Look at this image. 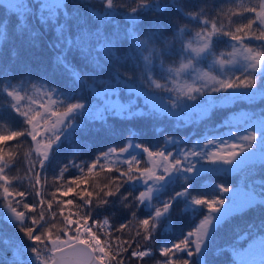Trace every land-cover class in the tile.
<instances>
[{
  "label": "trees",
  "instance_id": "1",
  "mask_svg": "<svg viewBox=\"0 0 264 264\" xmlns=\"http://www.w3.org/2000/svg\"><path fill=\"white\" fill-rule=\"evenodd\" d=\"M37 2L38 0H31L33 4ZM69 2L74 17L69 22V32L73 37L78 31V21L83 20L84 23L79 27H86L90 31H94L100 24L99 18L90 15L88 10L93 12L99 10L100 13L105 10L110 11L106 7L105 0H69ZM0 3L6 4L1 0ZM138 3L139 0H114L116 14L103 25L106 31L111 32L113 27L119 26L120 33H123L126 27H134L139 36L151 37L155 41L154 38H158L157 42H160L163 37L174 35L179 28L185 27L187 30L197 31L204 25L215 22L220 30L214 37L220 43L216 45L217 53L221 49H226V44H231L236 39L228 35L230 32L241 35L245 44L253 48H255V40H259L255 37L258 36L257 32L261 31L262 25L259 22L253 24L249 31L236 33V29L256 20L255 15L258 13H253L249 9H259L260 6H264V0H177L176 5H170L171 0H155V3L165 10L158 13L152 10L155 5H149L141 10V20L133 26L128 22L127 17L130 9L136 7ZM223 4L225 8H222ZM180 7L183 8L182 13L178 11ZM185 13L192 15L186 16ZM62 21L61 17L60 22ZM4 23L7 24L8 36L5 41L0 42L2 48L0 50V134L12 131L28 133L21 127L23 117L17 116L19 113L13 108L15 99L9 94L21 85L20 94L26 103L30 101L31 96L34 98L42 93L45 96L55 95L59 101L57 108L65 117L63 120L67 131L53 150L51 159L44 165L43 158H39L37 153L33 152V140L29 133L7 144L0 143V149H3L6 159L0 164V262L10 264L11 245L3 243L7 240L19 246L21 252L19 264H30V255L36 248H40L33 245H38L51 235L63 234L64 229L61 225L64 217L69 216L74 226H92V234L94 240L98 241L97 244H106L105 250L108 253L104 258L106 264H109L110 260V264H118V262L163 264L165 258L161 256L160 248L172 247L186 238L189 232H195L196 223L190 222L188 217V212L191 210L184 211L187 198L184 196L177 198L176 195L186 191L185 185L188 182L185 180V175L176 176L169 185L162 188L160 194L153 198L152 209L143 205L141 201L138 202V196L146 185L140 181L139 177L142 175L140 172L154 162V158L158 156L157 152L164 151L167 152L169 162H172L170 158L175 156L178 160L182 157V161L187 165L199 164L202 159L209 158V153L213 154L209 145L216 140L209 141L204 131L220 129L223 133L221 136L228 138L231 127L237 126L240 122L230 119L226 123L232 125L226 127L224 118L217 121V117L215 118L210 112L208 116L189 123L177 121L179 115L171 117L167 114L158 118L155 123L150 122L147 125L141 118L142 114L139 113L117 116L110 112L106 114V120H97L86 114L90 113V108L87 107L84 108V114L79 113V115L76 107H73L78 105L76 103L78 100L88 102L87 105L95 103L89 93L90 84L98 85L99 80L112 78L117 72L122 78L131 79L132 76L128 75L133 74L128 71H138L130 66L131 63L141 62L139 57V61L130 60L134 58L133 47L127 40L119 41L117 55L121 59L116 60L105 58L91 49L86 54L73 44L68 51L67 61L80 71L82 79L87 81L84 83L74 79L56 61L55 57L64 51L66 45L60 43L56 36L55 25L51 22L42 24L38 19V13H34L28 18V28L18 30L15 18L0 9V24ZM157 29L159 35H149ZM32 33L36 35L33 36ZM57 43H60L59 47H56ZM14 51L17 53L15 57L12 56ZM61 74L63 78L59 80L60 77L57 75ZM246 76L252 75L250 72L241 75L242 78ZM182 95L183 99L178 103L182 101L185 105L184 100L193 101ZM169 97L177 99L174 94L173 97L170 95ZM257 103L262 105L264 100L257 99V102L239 100L229 106L227 115L232 110H235L232 111L233 113L241 112L237 117L242 120V124H246L247 122L243 123V118L245 115L253 116ZM192 115L198 116V112H193ZM69 117L76 118V122L73 121L70 126L67 125ZM147 118L152 120L155 116L148 115ZM172 139L175 140L173 146L178 143L177 150L172 146L167 147L169 140ZM129 140L132 141V145H128ZM193 149L202 155H188ZM110 150L114 151L108 155ZM185 151H188L186 153L188 156L185 155ZM9 152L12 153L10 157L7 155ZM241 172H236L237 175L226 172L221 175L209 170L204 173L197 170L194 175L189 172L186 175L191 176L193 195H204L207 198L218 195L219 199L224 196V192L219 190V185L223 183L225 186L232 185L238 183L239 179H242L246 185L258 184L261 192L264 191V165L259 164L258 161L254 166H250V169ZM257 178L260 180L257 181ZM110 191L111 195H109ZM173 199L175 203L171 214L161 216L153 222L152 238L147 239L140 221L147 216L155 215L156 207H162L166 201ZM193 207L199 208V206ZM8 208L11 209L10 212L7 211ZM259 209L263 210L261 211L263 215L259 214ZM200 211L204 213L202 208ZM230 219L231 221L228 220L215 229L217 232L220 228L221 235L224 232V236L219 241L213 240L214 237L208 238V244L212 247L206 250L207 256L204 260L196 256L195 248L189 249L187 258L191 260V264H236V262L245 264L251 244L257 239L264 241V206H257ZM106 221L109 222L108 225L105 224ZM188 222L189 227H186ZM32 229H37V234L44 235L45 238L34 237L38 236L34 233L29 239ZM244 234H249L248 239L238 244L239 237ZM235 247L244 250L234 255ZM145 248L152 250L148 257L138 259L135 255H129L130 251L135 252ZM124 249H128L129 252ZM5 253L8 255L6 256ZM177 264H183V258H178Z\"/></svg>",
  "mask_w": 264,
  "mask_h": 264
},
{
  "label": "snow or ice",
  "instance_id": "2",
  "mask_svg": "<svg viewBox=\"0 0 264 264\" xmlns=\"http://www.w3.org/2000/svg\"><path fill=\"white\" fill-rule=\"evenodd\" d=\"M11 3H15L16 7H9L7 4L0 3V9H3L6 13L11 14V17L15 18L16 26L18 30H24L28 28V18L30 15L34 13H38V19L42 24H46L51 22L55 25V33L58 37L60 43H64L66 45L64 51L58 54L55 59L58 63H60L71 75L74 79L80 80L84 83H87L86 80H83L81 77V73L78 69H75L72 64L67 61L68 51L72 48L73 44L78 46L80 50L84 53H88L89 50H94L97 53L102 54L105 58H112L119 60L121 59L118 52L119 41L127 40L129 45L133 47L134 50L138 51V45L146 44V40H140L134 27H126L123 33H120L119 26L113 27L111 32H107L106 28L103 25L106 22H109L110 18L115 16V7L114 0H105L107 9L113 11H105L101 16L99 13L93 12L92 10H88L90 15L96 16L100 20V24L97 25L94 31H90L86 27H79L84 23L83 20L77 22L78 31L76 35H73L69 32V22L73 20L72 11H70V2L69 0H38L37 3H31V0H10ZM53 4L54 7H50L49 5ZM177 0H171L170 5H176ZM149 5H155L152 10L158 11V13H162L165 9L161 8L159 4L155 3V0H139V3L136 7H132L130 9V14L127 19L128 22L135 26L141 20L140 12L145 7ZM21 7L24 8L23 11L19 10ZM178 11L183 12V8H178ZM253 13H259L257 16V20L250 21L246 25H242L237 27L236 33H241L242 31H249L253 24L257 21L262 25L261 31L256 38L260 40H264V8L259 9H249ZM186 16H191L190 13H185ZM61 17L63 21H61ZM220 30L217 28V25L212 24V30L207 31L205 33H201L198 36L203 35V42L201 46L193 48L192 44L189 43L187 45L188 49L191 50L195 56H201L206 53L207 50L211 47L212 38L216 33ZM184 32L183 28L178 29V33ZM33 36L36 33H32ZM149 35H159V29L156 32L150 33ZM230 36H234L236 39H241L242 36L239 34H233L232 32L228 33ZM8 36L7 24H0V42L5 41ZM60 43H57L56 47L60 46ZM2 50V48H0ZM247 59L251 62V66L253 68L259 69L261 72H264V45L260 46V50H256L253 48H247ZM17 53L14 51L12 56L15 57ZM94 59H97L94 57ZM192 66V61L189 60L187 64L181 65V68H188ZM179 71V70H177ZM10 75V73H9ZM264 77V76H262ZM242 80V82H241ZM219 87L215 88V91L218 93H223L220 99L223 101L231 100V104H235L239 100H248V102H257L258 100H264V79H260L259 82L255 75L247 76L246 79L241 78L236 82L232 80L228 81H218ZM105 85H107L105 87ZM89 93L92 95L95 103L91 105H74L76 108H90V115L97 120H106V113H113L117 116H122L125 113H140L143 114V109H138L137 103L141 101L149 111H158L151 103L146 102L147 96H156L152 92L141 89L137 85H135L130 78H122L120 73H116L111 79L104 80L101 79L97 84H90L88 86ZM127 90L129 93L128 99L126 101L122 100L121 95L124 90ZM198 91L195 87H188L185 95L192 97L195 99V93ZM147 93V96L144 95ZM16 100H20L21 97L15 92H10ZM163 103L162 101H160ZM227 104H224L226 106ZM167 106V104H166ZM196 107L202 108L201 112H198V117L204 118L208 116L209 111L216 107L215 104L211 103V101L207 102L204 106L197 105ZM135 109V111H134ZM171 110V109H169ZM18 113L22 114L28 120L29 124L33 125L32 135H35L36 131H39L38 125L40 124V119H45L42 114L24 112L17 108ZM206 112V114H205ZM243 112V111H242ZM241 113V112H239ZM239 113L232 114L229 119L233 115H238ZM247 114V112H244ZM39 117L40 119H37ZM62 118V117H60ZM229 119L224 121V125L226 127L231 126L232 124L226 123ZM248 125L252 129L249 135L242 137L243 140L249 142V148L254 149V145L252 142H258L261 140V137H264V115H261L259 118H253L251 116L245 115L243 118L244 122H249ZM254 122V123H253ZM58 126V121L48 123L46 127L48 131H55V127ZM28 135L26 132L22 131H12L6 134H0V143L7 144L9 141L16 140L18 137H24ZM199 143V142H197ZM215 144V141L212 142ZM55 141H49V147L44 151V157L46 160L49 158L50 151L52 150ZM128 145H132V141H128ZM243 148V146H240ZM226 148L228 150H232V145L227 144ZM123 150V149H121ZM112 151L108 153L111 155ZM152 150L150 149V152ZM244 153V155H241ZM239 155H235L233 157L228 158V163L231 166L227 169H220V171H230V172H240L246 166H254L257 164V161L253 159L256 155V151H242ZM159 156L167 157V152L163 153L157 152ZM9 157L12 155L11 152L7 154ZM189 155H202V153H196L195 149H193L192 153ZM5 153L3 149H0V164L4 162ZM169 160V158H168ZM242 161H247L243 167H238L241 165ZM182 161L176 159L175 156H172V162H169V166L165 168L166 171L172 172L177 165H182ZM259 164L264 165V142H261L260 145V158ZM188 170H186L187 172ZM191 174H196V168H190ZM206 170H200L201 173H204ZM129 179H131V173L128 174ZM152 179H161L162 177H157L155 175V171L151 174ZM8 179V177H4ZM185 180L188 182L185 185L186 191L177 193V198L184 196L187 198L186 207L184 211L192 210V211H200L202 208L204 210V215L200 221L199 227L195 232H189L187 237L175 243L172 247H162L160 248L161 256L164 257L163 264H177L178 258H183V264H191V260L188 257L189 249L195 248V253L201 254L203 253V249L206 245V240L208 239V235L212 228L222 225L226 223L231 217L241 215L248 211L249 209L257 206H264V191L257 193L254 189H250L247 185L243 186V190L245 196L243 199H239L235 196H231L230 202L226 203L223 198H217V196H213L212 198H207L204 195H193V191H191V176L185 175ZM241 188L233 186L229 188L225 185H219V190L222 192H236ZM7 190V189H6ZM112 192H109L111 195ZM152 198V190L149 189L148 192L140 193L138 196L139 201H148ZM175 203V199L172 200V203H164L162 208L155 209V215L147 216L143 218L140 223L144 229V235L147 239L152 238L153 234V222L157 220V218L161 217L165 214H171L173 204ZM193 206H199V208H194ZM87 227V226H85ZM202 233V234H201ZM195 237V239H193ZM249 234H244L239 237L237 243L240 241L248 239ZM52 239H56L52 237ZM76 243L67 249L66 251L61 253V256L56 260V264H101V261L104 260L105 256L108 255L106 252V244H97L93 243L95 237H87V239H83V243L81 241V234L78 232L76 235ZM5 245H11L10 247V264H19V257L21 256L20 248L17 245H13L11 241H4ZM65 243H71V241H67ZM252 243V242H251ZM250 243V244H251ZM250 244L248 246H250ZM262 248H264V241L261 242ZM54 247H61V243L58 241ZM244 250L239 247L233 248L234 255L239 251ZM124 251H128V249H124ZM129 252V251H128ZM152 250L145 248L140 251L129 252V255H135L138 259L145 258L150 256ZM183 254V255H181ZM7 256L8 254L5 253ZM111 261V260H110ZM109 261V264H110ZM2 264V262H0ZM118 264H122V262H118ZM237 264V262H236Z\"/></svg>",
  "mask_w": 264,
  "mask_h": 264
},
{
  "label": "rangeland",
  "instance_id": "3",
  "mask_svg": "<svg viewBox=\"0 0 264 264\" xmlns=\"http://www.w3.org/2000/svg\"><path fill=\"white\" fill-rule=\"evenodd\" d=\"M4 1L6 4H8L9 7H16L15 3H11L10 0H1ZM102 1V0H101ZM50 7H54L53 4L49 5ZM222 8H225V4L222 5ZM259 8H264V6H260ZM21 10L23 11L24 8L22 7ZM107 11V10H105ZM104 11V12H105ZM113 11V10H110ZM114 11H116L114 9ZM100 13L99 10H96V13H99L101 16L104 14ZM255 15V19L257 20V16ZM259 22V21H257ZM215 24V22H211L209 25H204V27L200 30H187L185 27L184 32L178 33V30L175 32L174 35L171 36H165L163 37L160 42H157L158 38L153 40L151 37H141L138 34V37L140 40H146V44H140L138 45L139 50H133L134 58L130 59L132 61H139L138 64L131 63L130 66L134 67V69H138V71H128L130 74L128 75L132 76L131 79L132 82L140 87L141 89L147 90L149 92H152L156 96H147V93H144L145 96H147L146 102L151 103L153 107H155L158 111H149L148 108H146L142 102V99L140 102L137 103L138 109H143L144 112L141 115L142 120L146 123H155L158 121V118H162L164 115H170L173 117V115H179L180 118L176 120L183 123H189L192 122L195 119H198L200 117L193 116V112H201L202 108L196 107L204 106L207 102L211 101V103L215 104L216 107L211 109L209 112L211 115L215 116L216 120L224 118L225 120L229 119L227 117H230L232 114H234L232 111L235 110H229L230 114L227 115V109H229L231 105V100L223 101L221 96L223 93H218L215 91L216 87H219L218 81H228L232 80L233 82H236L238 79H241V76L235 75L239 71H246L249 69L250 74H253L256 76L258 82L262 78L264 79V72H261L259 69L253 68L251 66V62L247 59V48H253L252 46H248L245 44L244 40L242 39H234L231 44H226V51L225 54H218L215 51L214 46V37L212 38L211 47L209 50H207L206 53L202 54L201 56H195L194 53L191 52L190 49H188L187 45L189 43L192 44L193 48L201 46L203 42V35L198 36L201 33H205L207 31H211L212 27L210 25ZM262 26L260 27L261 30ZM258 35L260 31L257 32ZM154 37V36H153ZM255 48L256 50H260V46L264 45V40H255ZM137 57V58H136ZM139 57V59H138ZM136 59V60H135ZM209 60V66L205 67V62ZM192 61V66L188 68H181V65L187 64L188 61ZM179 70V71H177ZM217 71H220L218 73ZM125 72V71H124ZM247 72V71H246ZM61 75H57V77H60L59 80L63 78ZM111 77L107 78L109 80ZM247 78V76H246ZM244 78V79H246ZM57 79V78H56ZM174 81H176L174 83ZM242 82V80H241ZM174 84V85H173ZM188 87H195L198 89V91L195 93V99H193L190 96L185 95V92L187 91ZM22 88V85L18 87L15 92L21 97L20 90ZM166 89V90H165ZM13 92V91H12ZM173 94L177 96V99L170 98V96L173 97ZM190 98V100H184V103L180 100L183 99V95ZM40 95V96H39ZM36 97L32 98L30 97L29 102L23 101V98L21 97L20 100H16L13 104V108L16 112L17 108L24 112L37 113L42 114L45 119H40L37 117V119H40V124L38 125L39 131L35 132V135H32L33 125L29 124L26 117H24L22 114H18L17 116L23 117V122L21 127L23 129H26L27 132L32 136L33 140V152L38 154L39 158H43V165L46 164L53 155V150L58 145L60 136L62 132L64 131V120L63 115L59 112L57 108V98L56 96H45L43 93L39 94ZM52 95V94H51ZM129 93L125 89L122 92L121 98L122 100L126 101L128 99ZM32 99V100H31ZM67 101V100H66ZM162 101L163 103H161ZM78 105H87L88 102H79V100L76 102ZM167 104V106H166ZM224 104H227L224 106ZM64 105V104H62ZM61 105V106H62ZM182 105V106H181ZM257 109L260 111H264V103L260 105L259 103L256 104ZM190 107V108H189ZM87 108V107H84ZM84 108H76L78 110V114H84ZM70 109V108H69ZM68 109V110H69ZM171 109V110H169ZM65 110V111H68ZM135 111V109H134ZM65 114V113H64ZM79 114V115H80ZM90 115L89 113H86ZM107 114V113H106ZM126 114V113H125ZM133 114V113H132ZM140 114V113H139ZM206 114V112H205ZM256 114V113H255ZM148 115H154V119H148ZM264 115L262 112L260 114ZM62 117V118H60ZM71 117V116H70ZM69 117V118H70ZM243 117V116H242ZM54 118L56 121H58V126L55 127V131H48L46 130V127H42L43 125H47L50 122H54ZM71 119V118H70ZM230 119L232 121H238L241 123L240 126H237L238 128H231L229 131L228 129H223L225 131H229L228 138H223L221 136L223 133L220 129L212 130L210 132L204 131V133L207 135V138L209 141L215 140V144L211 143L209 145V149L213 151V154H208V159H202L201 163L199 164H189L187 165L182 161V157L180 160L183 162L182 165L175 166L174 170L172 172L165 171L164 169L167 167L169 160L163 156H156L154 158V162L151 163L148 167H146L144 170H142L140 173L142 174L139 178L140 181L146 184L144 187V192H148L149 189L152 190V198L158 194V192L164 187L169 185V182L171 180L175 179L176 176H184L186 174L191 173L190 168H196L197 170H212V173H215L216 170L224 169L225 167H231L234 165H230L228 163V158L233 157L235 155H239L242 151H256V155L253 157L258 163V160L260 158V145L261 142H264V137H261V140L258 142H252L254 145V149L249 148V142L242 139V137L249 135L252 129L250 126L246 124H242V120L237 117V115H233ZM229 119V120H230ZM150 120V121H149ZM149 121V122H148ZM254 123V122H253ZM224 127V126H223ZM203 135V134H202ZM173 138V136H172ZM173 140H169L168 146H172L177 150V144L173 146ZM49 141H55V144L52 147V150L50 151L48 160L44 157V151L47 149L49 145ZM175 143V140H174ZM232 145V150H228L226 148L227 144ZM243 146L241 148L240 146ZM164 151V150H163ZM188 151H185V155L188 156L186 153ZM193 151H190L192 153ZM184 155V153H182ZM182 155V156H183ZM241 155H244V153H241ZM207 156V155H206ZM172 159V158H170ZM227 166H226V163ZM247 161H242L241 165L238 167H243L244 164H246ZM247 169H250V166H246L241 171H246ZM186 170H188L186 172ZM155 171V175L157 177H162L161 179H152L151 173ZM238 173H242V172ZM236 174V172H233ZM176 174V175H175ZM244 178V177H242ZM257 181L260 180V178L256 179ZM264 182V181H263ZM239 183L243 186L245 185L244 181L242 182V179H239ZM254 184V183H253ZM253 186V187H252ZM250 188H253L257 193L261 192V188H255L259 187L258 184L252 185ZM142 192V193H144ZM226 203L230 202V200H225ZM143 202V201H142ZM147 206H151V200L144 202ZM172 203V202H171ZM162 208V207H160ZM10 208L7 209L8 212H10ZM198 213L195 212V217L198 216ZM169 214H165L162 216H166ZM202 217L196 218V229L200 225ZM22 220V217H21ZM106 225L109 224L108 221L105 222ZM87 226V227H85ZM50 227V226H48ZM186 227H189V222L186 223ZM61 228L64 229L63 234H59L58 236H49L45 240H42L43 242H40L38 245L33 246H40V248H36L32 255H30L31 262L30 264H49L53 259V252L56 249L62 248L70 243H65L67 241L74 242L76 241V235L79 232L81 234V241L83 239H87V237H93L92 234V226L90 225H82L74 226V222L71 217L65 216L63 219V224L61 225ZM37 230V229H36ZM35 229L30 230V236L29 239H31L32 234H36L38 236L34 237H40L41 239H44V235L37 234ZM222 230L215 232V229L212 228L210 231L209 237H214L213 240L219 241L222 236H224V232L222 235L220 234ZM202 234V233H201ZM75 236V237H74ZM52 237H55L56 239H52ZM195 239V237H193ZM208 240V239H207ZM206 240V245L203 249V253L196 254L200 258V260H204L207 256L206 250L209 249L212 246H209L208 242ZM36 241V238L34 239ZM61 243V247H54V245L57 242ZM97 243L98 241L93 240V242ZM34 249V248H33ZM264 251V249L262 250ZM32 257V258H31ZM253 262H247L246 264H264V261L261 257L254 258Z\"/></svg>",
  "mask_w": 264,
  "mask_h": 264
},
{
  "label": "water",
  "instance_id": "4",
  "mask_svg": "<svg viewBox=\"0 0 264 264\" xmlns=\"http://www.w3.org/2000/svg\"><path fill=\"white\" fill-rule=\"evenodd\" d=\"M237 187H239V186H237ZM228 194H230L231 196H235V197H237L239 199H243L244 196H245L243 187L238 189L236 192H228ZM75 243H76V241L71 243V244H68V245H66V246H64L62 248H59V249L55 250L53 252V260L49 264H56V260L61 256V253L66 251L70 247H72ZM80 243H83V241H80ZM101 264H105V262L101 261Z\"/></svg>",
  "mask_w": 264,
  "mask_h": 264
}]
</instances>
